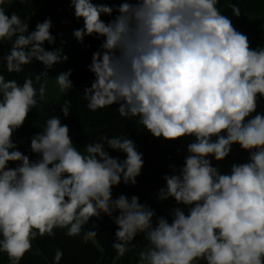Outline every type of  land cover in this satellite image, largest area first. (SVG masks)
<instances>
[{"label": "clouds", "instance_id": "1", "mask_svg": "<svg viewBox=\"0 0 264 264\" xmlns=\"http://www.w3.org/2000/svg\"><path fill=\"white\" fill-rule=\"evenodd\" d=\"M4 2L0 46H11L0 64L9 75L33 62L51 69L68 59L44 47L55 43L50 17L29 31L19 15L6 13ZM218 5L219 0H121L112 6L70 0L84 22L74 30L75 39L101 40L88 65L94 80L83 89L87 109L118 105L120 117L135 118L152 137L189 141L183 164L169 165L156 194L160 202L175 201L170 221L136 195L113 198L121 183L135 186L144 167L143 154L127 136L104 135L81 151L69 127L51 115L30 138L38 158L20 151L14 134L44 98L40 81L47 71L27 75L23 83L0 72V253L9 264H20L34 240L57 229L69 237L83 232L85 241L96 237V225L86 226L102 214L117 226L111 246L119 257L136 248L137 236L146 241L137 264H264V113L257 111L264 103V46L253 48ZM231 7L239 17V7ZM71 75L69 69L55 78L64 94L73 88ZM61 111L69 116L70 101ZM233 145L248 157L225 174L219 162ZM62 257L57 249L53 264Z\"/></svg>", "mask_w": 264, "mask_h": 264}, {"label": "trees", "instance_id": "2", "mask_svg": "<svg viewBox=\"0 0 264 264\" xmlns=\"http://www.w3.org/2000/svg\"><path fill=\"white\" fill-rule=\"evenodd\" d=\"M98 1V0H97ZM109 6L117 5L121 0H99ZM235 4L240 9V14L246 15L249 21L242 33L249 38L251 46H264L261 33L264 31V0H219L218 7L222 14L228 17L232 12V5ZM3 7L7 14L16 13L28 23L29 31L35 29L38 22H43L45 18H51L52 35L55 43L49 45L45 42L46 50H61L62 55H66V61L55 64L51 69H45L39 62L24 67L20 74L9 75L0 64V72H3L8 79H16L23 83L25 76L29 74H40L47 71V77H42L40 83L46 85L45 96L39 100L37 108H33L29 113L25 124L16 131L14 136L21 142H29L30 138L42 131L46 119L51 115H57L61 122L70 129V136L73 143L83 151V145L99 140L101 136H127L132 139L137 150L143 154L144 167L142 173L137 177L135 186H125L123 183L114 188L113 198L120 194H125L129 198L133 195L139 197L140 202L153 208L157 216H164L171 220L169 209L175 207L174 200L160 202L156 198L158 190L165 186L163 175L170 172L169 165L181 166L186 156V148H181V141H162L152 137L142 126L136 123V119L128 120L119 116L116 109L118 105H113L96 112H92L86 107L83 99V89L90 87L94 80V75L88 70L91 63L92 53L99 49L100 39L85 37L84 43L78 42L73 33L74 30L83 28V19H77L74 9L70 7V0H5ZM106 22L112 19L109 16H102ZM10 43L4 42L0 46V55H6L10 48ZM69 69L72 71L70 79L73 88L64 94L60 91L55 78L62 72ZM39 88V83L36 84ZM70 101V114L63 116L61 111L63 102ZM264 113V103L258 108ZM234 152L229 155L230 166L234 163L246 162L248 153L242 151L239 145H233ZM110 155L124 158V154L118 151L109 150ZM235 153V154H234ZM31 159L38 158L30 150L26 152ZM234 155V157H233ZM214 164L216 162L214 161ZM223 164V163H222ZM219 163V166L223 165ZM231 168V167H230ZM222 173H229L221 169ZM230 170V169H229ZM187 211V209H185ZM94 229L97 236L87 241L83 239V232L80 236L69 237L66 230H55L52 237H38L34 240L31 251L27 252L21 259L20 264H53L54 254L57 249L63 251V257L59 264H137V253L146 244L142 236H137L133 242L136 248L119 257L112 248L117 226L112 220L101 215L99 219L93 218L86 226L89 230ZM0 264H9L6 253H0Z\"/></svg>", "mask_w": 264, "mask_h": 264}, {"label": "rangeland", "instance_id": "3", "mask_svg": "<svg viewBox=\"0 0 264 264\" xmlns=\"http://www.w3.org/2000/svg\"><path fill=\"white\" fill-rule=\"evenodd\" d=\"M92 2L95 4H103L102 2H99V0L98 1L92 0ZM228 17L232 20V23L235 26V28L240 32L244 31V28L247 26L246 22L249 21V18L246 15H242V14H240V16L237 17L233 13H231L228 15ZM261 39L264 40V31H262V33H261ZM13 139L17 143L18 149L20 151H22L24 154H26V152L30 150V143L29 142H21V141L17 140V138L15 136L13 137ZM188 142H189L188 140L181 141V144H180L181 148L185 149ZM234 149L235 148L233 146L232 152H234ZM233 157H234V155H233ZM229 158L230 157L228 156L225 160H223L224 163L222 164L223 166L221 167V169H225L227 171H230L229 169L231 166H230ZM11 166L14 167L15 165H11Z\"/></svg>", "mask_w": 264, "mask_h": 264}, {"label": "crops", "instance_id": "4", "mask_svg": "<svg viewBox=\"0 0 264 264\" xmlns=\"http://www.w3.org/2000/svg\"><path fill=\"white\" fill-rule=\"evenodd\" d=\"M213 163H214V161H213ZM220 164H222V163H224V161H221V162H219ZM221 168V167H220Z\"/></svg>", "mask_w": 264, "mask_h": 264}]
</instances>
